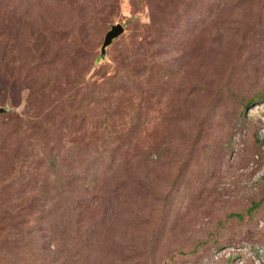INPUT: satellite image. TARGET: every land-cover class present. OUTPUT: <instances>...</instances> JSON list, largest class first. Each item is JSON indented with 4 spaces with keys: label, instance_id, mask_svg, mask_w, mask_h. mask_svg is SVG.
Here are the masks:
<instances>
[{
    "label": "rangeland",
    "instance_id": "1",
    "mask_svg": "<svg viewBox=\"0 0 264 264\" xmlns=\"http://www.w3.org/2000/svg\"><path fill=\"white\" fill-rule=\"evenodd\" d=\"M0 107V264H264V0H0Z\"/></svg>",
    "mask_w": 264,
    "mask_h": 264
},
{
    "label": "water",
    "instance_id": "2",
    "mask_svg": "<svg viewBox=\"0 0 264 264\" xmlns=\"http://www.w3.org/2000/svg\"><path fill=\"white\" fill-rule=\"evenodd\" d=\"M124 31V27L121 24L112 26L111 30L108 31L105 37V41L102 46V54H105L107 48L111 46L114 40L120 37L124 33ZM5 111V108L0 107V113H4Z\"/></svg>",
    "mask_w": 264,
    "mask_h": 264
},
{
    "label": "trees",
    "instance_id": "3",
    "mask_svg": "<svg viewBox=\"0 0 264 264\" xmlns=\"http://www.w3.org/2000/svg\"><path fill=\"white\" fill-rule=\"evenodd\" d=\"M257 100H258L257 98H254V99L250 100V101L248 102L247 106L253 104V103L256 102Z\"/></svg>",
    "mask_w": 264,
    "mask_h": 264
}]
</instances>
